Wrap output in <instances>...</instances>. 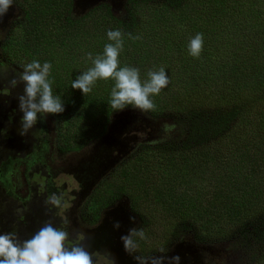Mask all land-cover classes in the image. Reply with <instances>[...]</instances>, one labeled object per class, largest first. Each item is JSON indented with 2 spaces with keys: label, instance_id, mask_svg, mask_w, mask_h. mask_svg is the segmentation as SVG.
<instances>
[{
  "label": "trees",
  "instance_id": "obj_1",
  "mask_svg": "<svg viewBox=\"0 0 264 264\" xmlns=\"http://www.w3.org/2000/svg\"><path fill=\"white\" fill-rule=\"evenodd\" d=\"M32 1L45 18L40 26L27 14ZM49 1L26 2L24 22L12 31L4 50L11 68L23 71L33 60L51 63L53 94L65 108L56 115L62 149L81 151L108 134L115 115L132 109L115 112L110 107L112 80H98L86 96L71 88L72 80L92 66L87 54L102 53L110 42L108 30L125 33L121 66L138 68L144 81L154 66L153 51L158 52L170 81L151 97L153 110L132 109L154 131L167 135L132 146L137 152L119 163L113 178L94 193L91 213L97 217L103 207L127 198L139 216L136 209L144 201L170 221L180 220L179 232L200 222L206 236L227 238L226 226H241L228 240L234 243L236 264H260L264 214L256 211L264 209V201L258 202L264 198V0H129L127 17L115 16L103 4L99 14L80 20L73 14V0ZM51 21H56L53 30ZM227 24L242 29L225 35L222 27ZM127 33L140 38L129 39ZM197 33H203L204 45L200 57L193 58L187 45ZM248 186L239 196L240 188ZM187 189L193 193L182 194ZM142 250L147 255H134L145 259L163 254Z\"/></svg>",
  "mask_w": 264,
  "mask_h": 264
},
{
  "label": "rangeland",
  "instance_id": "obj_2",
  "mask_svg": "<svg viewBox=\"0 0 264 264\" xmlns=\"http://www.w3.org/2000/svg\"><path fill=\"white\" fill-rule=\"evenodd\" d=\"M27 1L30 0L24 1V7ZM128 1L129 0H93L89 5L83 6L82 8L78 7V9H76L77 12L75 11V13L73 14L78 20L84 19L89 14H99L98 12L101 11L97 8L103 4H108L113 8L112 12L115 16L127 17L125 6ZM42 3H44L45 5H49L50 1L42 0ZM31 6L32 8L27 11L29 20L32 24L40 26L45 18L40 15V9L34 7V1L31 2ZM129 10H132V7H130ZM55 23L56 21H51V23H49V30H53L51 28V24L55 25ZM3 28L4 26H0L1 31H3ZM222 29L223 32L226 31L225 35H228L230 34V31L238 34L240 33L242 28L238 25L227 24L222 27ZM153 53L155 60L152 61L154 65L152 70H159L160 68L158 67H163V65H166V62L159 60L158 52L153 51ZM155 65H157L158 67H155ZM18 78L19 77L15 75V79ZM2 83L3 77H1L0 75V89L2 88ZM7 87L12 86L8 85ZM10 92L12 93L10 94L8 92L7 98L1 97L0 99V166L11 155H19L22 157L28 155V152H31L33 148L34 142H36V137H34L35 127H32L28 131L27 135L22 136L19 133L21 127L20 121L23 114L19 111V101L17 97L23 92V84H18L14 88V92ZM125 111L127 112L122 113L121 115H115L114 118H112L109 124V128H111V126L113 125L111 132H109L108 129V134H106V136L95 140L90 145L82 149L85 158H90L92 159L91 161L94 162V168L97 167V163L99 161L96 158V155H100L99 159L102 158V160L99 162V171L105 169L106 166H108V170H115L118 166H114L115 163L118 164L129 160L131 156H133L134 153L138 150H135L136 148H132L131 150L130 146H138L140 143H142L143 140H153V142H155L157 139H161L163 136L167 135L163 134L162 132L160 133L154 131L153 127L150 128L151 125L148 123V119H146V117L141 112L132 111V109ZM9 113L13 115V118L10 121L7 120L6 116V114ZM47 118L50 119L51 127H53L58 132V129L60 128V120H57V116L50 114ZM157 126L160 127L162 126V124H158ZM127 132H129L130 135L128 139H126ZM103 139L104 143H102ZM56 140L60 143L59 146L64 147L62 141L59 139V134L56 136ZM120 147L127 148L125 154H121V152L117 150L120 149ZM110 150L112 151V153ZM113 153L117 155L115 158ZM116 158L118 159V161ZM103 164H105V166H103ZM112 173L105 178L107 179L105 181H110L113 178L110 177ZM155 177L158 176L156 175ZM204 177L206 179L209 178L208 175H205ZM193 179L195 183L200 181L198 177H194ZM160 180L161 179L158 178L156 179V182H160ZM57 186L64 187V190L68 193V199L69 197L71 198V192L73 191V189H75L76 192H78L79 190V184L76 180V177L73 174H69L67 172H63L58 175ZM198 186V188H200L201 182H199ZM162 187L167 191L168 188L164 186ZM188 191L189 193H193V189H187L182 194ZM248 191L249 186L245 188L241 187L238 194L239 196H242ZM121 200V207L119 210H122L120 212L122 213V215L124 214L123 218L125 219V217H127L129 221L133 222V219L129 218L126 214L128 211L135 219V226L133 228H143L145 233V237L143 239L135 237L137 245L135 251L140 255L142 254V256L147 255L143 252L142 248L145 249V252H147L148 254H159L161 250L163 252V254L161 255L149 257V260L147 262L148 264H173L171 257L174 256L180 257V264H236V254L235 250L232 248L234 243H230V241L228 240H231L229 238H233L238 233L241 226H236L234 228L232 227V225L226 226V229L228 230L227 238L206 236V234L208 233H205L204 231L202 233L199 228L201 224L200 222H198L197 225H192L189 223L190 228L188 231L179 232L177 230V227L180 220L170 221L164 215V212L161 213L160 210L152 209L155 206L151 207L150 203L144 201L139 202V209H136V211L141 214V216H143L141 217L134 210H132V203L128 202L127 198ZM89 201L91 205L92 198H90ZM261 201H264V198H261V200L258 199V202ZM67 206H69V204H66V207ZM17 207V203L13 202L0 186V233L8 231L16 232L20 238L26 235L28 231L36 229L37 226L40 225L41 228L46 223H49L45 221H39L38 218H36V215L29 213H25V215L20 216V214L16 212ZM256 212H261L262 214H264V209L258 208ZM257 216V220H259L261 216L259 214ZM120 221L121 219L116 222ZM143 221L148 223V225L144 227V225L146 224H144ZM193 227L194 229H192ZM119 229L121 228L119 227L117 230ZM106 234L107 232L105 233V235ZM121 235L123 236L122 229ZM116 238V236H112V240H115ZM142 244H145L146 246L141 247ZM108 253L111 254L112 251H108ZM260 264H264L263 258L261 259Z\"/></svg>",
  "mask_w": 264,
  "mask_h": 264
},
{
  "label": "flooded vegetation",
  "instance_id": "obj_3",
  "mask_svg": "<svg viewBox=\"0 0 264 264\" xmlns=\"http://www.w3.org/2000/svg\"><path fill=\"white\" fill-rule=\"evenodd\" d=\"M24 1L14 0L7 13L0 16V26H4L3 31L0 30V75L3 77L0 99L1 97L7 98L8 92L12 93L10 91L14 92L13 87L7 86L11 85L10 81L15 79V75L19 77L22 72L16 66H13V69L9 66L10 63L4 47L12 37L13 29L24 22ZM10 70H16L17 73H12ZM6 116L8 121L13 118L10 113ZM34 127L36 142H34L31 152H28L29 154L24 157L11 155L1 164L0 186L6 195L17 203L16 212L20 216L25 215V213L33 214L36 215L39 221L52 223L54 227L67 231L69 239L66 244L68 246H83L89 253H92L93 264H114L109 258L110 253L103 250L98 251L97 241L98 237L103 235V232L99 231L100 226L103 229L115 231L117 229L113 225L119 219H121L119 224L125 229L132 225V221H129L127 217L124 219V214L122 215L120 212L122 210H119L122 200L114 205L103 207L104 209L97 213V217L89 212L90 198H94V193L100 186H103L105 178L114 170H108L107 167L102 172L99 171V162L102 160V158L99 159V154L96 155L99 161L97 167L94 168V162L90 158H85L83 150L73 152L62 149L59 146L60 143L56 140L58 132L51 127L49 118L44 121L38 120ZM129 136V132H127L126 139ZM130 147L132 150V146ZM126 151L127 148L119 152L125 154ZM113 155L114 158L117 156L114 153ZM116 165H119V163H115L114 166ZM63 172L73 174L79 184L78 192L73 189L69 199L64 187L57 186L58 175ZM53 195L60 200L59 205L49 203ZM66 204H69V206L66 207ZM126 214L129 218H132L128 211ZM39 229L40 225L36 229L28 231L20 239L30 238L31 234ZM127 232L125 235H127ZM134 252L131 256L138 257L134 255ZM139 258L141 263L149 260L148 258ZM129 259L132 260L130 257Z\"/></svg>",
  "mask_w": 264,
  "mask_h": 264
},
{
  "label": "clouds",
  "instance_id": "obj_4",
  "mask_svg": "<svg viewBox=\"0 0 264 264\" xmlns=\"http://www.w3.org/2000/svg\"><path fill=\"white\" fill-rule=\"evenodd\" d=\"M14 0H0V16L7 13ZM129 39L140 37L126 34ZM124 36L120 30H108L107 39L102 53L93 56L87 54L92 66L81 72L72 80L71 88L78 89L84 96L90 93L98 80L114 82L110 93V107L115 111L126 108L150 111L155 108L151 97L159 95L162 89L170 83L163 67L159 70H149L147 79L141 81L140 70L132 66H121L120 53L123 51ZM204 45L203 33H197L187 45L188 55L199 58ZM52 65L50 62L41 64L38 60L22 66L23 71L18 79H12L10 84L15 88L23 84V92L17 99L19 111L23 114L20 121V135H27L38 120L44 121L48 115H58L65 111L60 96L53 94L52 83L49 79ZM49 203L59 205L60 200L53 195ZM114 228L120 227L116 222ZM135 237L143 239V228H132L127 235L121 236L124 249L132 254L137 245ZM69 233L63 229L46 223L30 238L21 240L16 232L0 233V264H93V255L83 246H68L66 242ZM139 262V257H135ZM173 264H180V257H171Z\"/></svg>",
  "mask_w": 264,
  "mask_h": 264
},
{
  "label": "water",
  "instance_id": "obj_5",
  "mask_svg": "<svg viewBox=\"0 0 264 264\" xmlns=\"http://www.w3.org/2000/svg\"><path fill=\"white\" fill-rule=\"evenodd\" d=\"M73 1H74V13H75V11H76V9H78V7L82 8L83 6L89 5L92 3L93 0H73ZM112 128H113V125L111 126V128H109V132L112 131ZM102 143H104V139H103ZM125 148L126 147H120V149H118V151H121V149L125 150ZM103 166H105V164H103ZM107 167L108 166H106L105 168H107ZM113 212H111V213H113ZM132 219H133L132 225H130L128 227V229H125L120 225V228L122 229L123 236L126 234V232L131 227L133 228L135 226V219L133 217H132ZM121 229L111 231V230L103 229L102 226H100L99 231L103 232V235L98 237V241H97L98 251H100V250H103L106 252L112 251L109 258H110V260H112V262L114 264H148L147 263L148 261L145 263L138 262L134 256H131V254H129L128 252L125 251L123 242L120 238ZM106 232H107V234L105 235ZM127 234H128V232H127ZM112 236H116L117 238L115 240H112ZM114 245H115V247H114ZM129 257L132 260H130Z\"/></svg>",
  "mask_w": 264,
  "mask_h": 264
}]
</instances>
